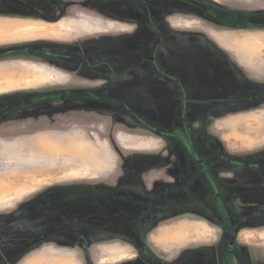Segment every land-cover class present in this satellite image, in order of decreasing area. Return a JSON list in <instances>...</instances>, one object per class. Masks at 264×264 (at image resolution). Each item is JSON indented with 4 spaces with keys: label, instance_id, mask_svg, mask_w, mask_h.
Returning <instances> with one entry per match:
<instances>
[{
    "label": "rangeland",
    "instance_id": "374dc122",
    "mask_svg": "<svg viewBox=\"0 0 264 264\" xmlns=\"http://www.w3.org/2000/svg\"><path fill=\"white\" fill-rule=\"evenodd\" d=\"M183 1L182 3L185 2ZM151 3V5H154V13H159L160 9L163 10L158 18H155L154 21L151 19V27L154 26V29L165 32L170 30L167 25V20L170 17H179L178 15L182 14L181 11H179V0H156ZM77 19L79 18L77 17ZM81 19L82 21L86 19V24L74 20H65L58 25L57 29L44 27L39 30L28 31L27 29L19 27L13 32H10V29H8V35L3 36V34H0V47L23 45L25 43L31 44L36 41L32 38L38 37L73 40L82 36H94L106 32H118L120 30L118 25L111 23L103 24L98 19L90 17ZM5 23L10 24L9 21L0 19L1 26H5ZM142 25L141 30L146 32L145 34L154 32V29H150L148 24ZM224 39L234 44H244L246 48L250 47L253 42L247 38L241 39L232 35ZM116 41L117 40L111 41L112 43H105L104 46L108 48L109 53L113 54V59H116ZM260 43L261 42H259V44ZM152 44H154V42ZM93 50L99 53V46L97 49L93 46ZM139 54L141 59L148 57V54L144 53L142 48ZM22 60L34 62L31 58H23ZM7 61L9 62L0 64L1 77L17 75V77H12L11 80L13 81L18 78L19 74L21 76L24 75V77L11 86L1 80L0 85L4 88L0 89V93L11 91L9 93L10 95L25 93L31 96V94H41L57 89H68L70 87V84H67L66 78L63 75L45 67L27 62H13L16 61L13 59ZM24 73H28V76ZM140 82H142V77L140 78ZM224 85L225 81H221L220 89H222ZM215 88L218 90V85H216ZM156 90L157 92H162L161 88H157ZM171 90L176 92L178 89L175 85H172ZM140 93L143 96H140L138 100L134 102L125 96L123 98L124 107L121 106L123 108L120 111L113 110L118 108V102L110 101L107 105H113V107L106 106L101 108L98 102H93L92 107L88 108L83 105L84 102H80L81 105H76L72 112L61 111L57 113L58 109H67L68 103L32 99L28 105L27 128H24V118L19 119L15 117L6 121L0 128L2 130L3 128L9 127L15 130L20 127L22 131L19 132V134H23L16 138L0 140V145L3 147V151H0V186L3 183H8V178L11 177L12 174L17 173L20 159H24L26 156H44L46 154L45 152H48L49 154H57V158L60 161L61 157L59 155L71 154V150L61 151L57 146L54 147V145L66 144L67 141H72L76 148L82 147L83 144L88 145V147L91 148L89 159L92 161H99L101 163L100 167L103 170H96V172H88L83 175H66L62 173V166L58 167L57 160L50 157H41L38 161L32 162L27 166L43 168L40 174L49 173L51 176H49V178H51L49 181L39 184L38 182H23V179L21 183H18V187H14L13 190L4 191L0 188V208H9L25 196L19 205H24L26 202H29L30 206L37 208L36 211L38 210L37 215L36 211L28 214L22 211L20 207L14 208L15 210L12 209V212H14L12 213V221L13 224H16V228L11 230V234H0V241H5V244H2V246L5 248L8 257L10 256L12 264H77L73 255L53 253L48 250L35 254L22 263L23 258L27 256V249L24 245L27 242V236L28 234L34 235L36 231L19 228L21 224L20 221L22 220L27 219L29 221L30 219H40L37 222L40 228L37 230H40V232L42 231L41 235L48 236V233L50 237L54 236L53 240H48L43 243L46 245L53 244L65 247L71 244H78L77 240L80 236H83L84 231L82 228H69L67 227V222L81 219L79 215H83V213L79 214V210L83 209L85 199H89L90 195H92L91 203L93 204H99V200L116 204L118 200H121L120 194H122V191L120 192L118 185L123 174L132 173V181L135 185L134 187H128L127 190L123 191V194L129 198L135 197L140 201H147V195L148 192H151V182L153 181L151 174L155 172V170L151 171V168L162 167L163 163V161L160 160L158 165L154 164L153 160L151 161V155L153 156L154 154L152 149L156 147V142L152 139H157L161 142V145H164V143H167L169 140L168 136H166L165 118L170 120V122L177 121L178 125L181 124L182 119H185V117L192 123L199 122L200 116H196L194 113L204 106L203 109L209 110L207 113L205 111L207 115L205 114L204 118L212 122L217 119L218 115L264 106V89L256 86H253L252 91L248 93L228 92L226 94L219 93L213 97L210 96L202 105L194 101L196 105L191 107L190 111H188V115L190 116H184L180 108L189 106L191 102L187 101L186 103L180 99L173 102L157 101L154 102L156 105L155 107L153 102H151V96H146L148 93H151V86L141 84ZM6 94L8 93L1 94L0 97L5 98L7 96ZM16 102L17 101H0V103H4L1 104L2 106L8 103L9 106H13ZM87 104L89 105V103ZM214 104L216 105V109L212 108ZM153 105L155 110L162 108L163 112H160V114L164 115L165 113L167 117L164 118L157 113L151 114V107H153ZM3 108V110H6L8 106H4ZM84 109H88V111ZM170 109L172 110L170 111ZM217 128L221 133H227L224 136V140L230 144L228 150L232 156L247 155L246 153L251 154L252 152H258L264 149L262 148L264 147V111L229 117L218 122ZM158 129L161 131L157 132ZM212 130L217 132L216 128ZM35 141H41L43 143L39 145L38 142ZM107 141L111 143V146L120 157V163L118 169L114 172L115 174L111 175V178H102L112 173L115 168V157L109 150ZM6 143L8 144L7 147L4 145ZM168 147H166L162 155L165 154V156H168V151L170 150ZM160 150H162V148ZM97 152L99 155H97ZM173 152V156L177 157V152ZM63 159L66 161L67 158ZM169 163L170 162H167V167L172 168L173 171H177L173 161H171V164ZM23 166L25 165L19 167ZM58 175L59 177H56ZM54 176L56 179L53 178ZM119 203L128 204L126 201H120ZM35 208H33V210H35ZM74 209L77 214V218L75 219L73 218ZM167 212L166 216L172 217V219L182 213L180 210H167ZM6 213L7 212H0V218L6 217L8 215ZM151 214H153V212H151ZM141 216H144V214L141 213ZM231 216H236L238 218L243 217L249 220V224L247 225L251 226L249 229H244V225L239 222H236L234 225L233 232L235 234L237 250L245 256L247 253L250 259L249 264H264V229H262L264 228V211L232 212ZM29 217L31 218L29 219ZM186 218L199 221L203 220L190 214H187ZM35 222L36 221H33L32 226L37 225ZM212 224L211 226L209 225L210 228H208L203 223L182 222L174 227H164L160 229L158 235L160 241L168 247L169 242L176 243V246L181 247L191 241L203 240L212 234L213 235L210 237L212 240L222 236V241L226 242L224 238L225 230L215 223L213 226ZM78 225L79 223L77 226ZM88 235L92 236V238L96 237L93 231L92 233H88ZM38 246L40 245L37 244V247ZM37 247L32 248V250ZM105 252L113 255L117 254V256L114 257L115 259L123 256L118 254L115 248H109V252L104 250V253ZM235 264H237V262Z\"/></svg>",
    "mask_w": 264,
    "mask_h": 264
},
{
    "label": "crops",
    "instance_id": "0c3cea01",
    "mask_svg": "<svg viewBox=\"0 0 264 264\" xmlns=\"http://www.w3.org/2000/svg\"><path fill=\"white\" fill-rule=\"evenodd\" d=\"M194 1L202 6L203 10L193 4H182V6H180V8L183 9L181 12L182 14L179 17L169 18L167 20V25L170 30L166 32L160 31L161 38L159 39H157V32L151 33V102L155 105L154 102L157 101L173 102L179 100L175 91L171 90V86L178 83L183 86V89L185 90V94H183L181 98H183L184 101L191 102L190 105L186 107L187 116H190L188 115V111H190L191 107L196 105L194 104V101L196 103H201L202 105L204 101H207L210 98V96L213 97L219 93H248L252 91L253 86L264 89V0ZM52 2L54 1L1 0L0 6L2 7L0 8V19L9 21L10 24L5 23L6 27L0 25V34H3V36L8 35L7 32L16 31L19 27L27 29L28 31H35L44 27L57 29L58 25L63 21L69 19L76 20L77 17H90L101 21V19L92 16L85 10H74L70 16H62L56 20H46L38 15L19 16L12 14L14 10H20L22 6L37 11L39 9L41 10L43 6H51L48 10H54L53 5L55 3ZM8 29L10 30L8 31ZM229 35L241 39L247 38L250 41H253L252 45L246 48V45L244 44H234L229 40H225L224 38H227ZM84 37L85 36L78 37L73 40L38 37L32 38L36 41L31 43V45L43 41L68 44L75 42L76 40L79 41ZM153 42L154 44H152ZM259 42L261 43L259 44ZM23 45H26V43ZM27 45L30 44L27 43ZM8 62L9 61L2 62L0 64ZM13 62H27L45 67L63 75L66 78L67 84H70L71 74L62 69L40 65L26 60H17ZM221 81H225V85L222 86V89H220ZM216 85H218V90L215 88ZM157 88H161L162 92H157ZM10 92L11 91L3 92L0 93V95L5 93L9 94ZM154 105L151 107V114H160V112H163L162 108L155 110ZM203 108L204 106L199 108V111H195L194 114L196 116H201L205 111L206 113L209 111L208 109ZM212 108L216 109V105H212ZM171 110L172 109H170V111ZM257 111H264V106L218 115L217 119L210 125L209 133L211 137L218 141L224 152L230 154L228 150L230 144L224 140V136L227 133H221L217 128V123L229 117ZM160 115L164 118L167 117L165 116V113L164 115ZM164 122H166V129L171 126L170 120H167V118H165ZM189 122L192 127L196 125V122ZM180 128V130L177 129L175 131L182 132L183 127L181 126ZM213 128H216L217 132H214L212 130ZM9 130L10 129L4 131ZM192 130L193 129H191V132ZM168 131L171 132L172 129H169ZM16 137L0 135V140H7ZM152 140L156 142V147L152 149L154 154L153 156L151 155V159L153 158L157 161L158 165L160 160L163 161V163L162 167L151 168V171L155 170V172L151 174L153 181L151 182V192H148L147 195L148 201L150 203L155 202L157 204H167L170 197H173L171 196L170 189H167V184L169 181L175 179L174 174L178 171H173L172 168L167 167L166 164L167 162H170V158L178 160L181 156L177 155V157H170V155H162L168 144L164 143V145H161V142L157 139ZM107 144L109 150L115 157V168L112 173L102 178H111V175L115 174L114 172L118 169L120 163V157L111 146V143L107 141ZM4 145L7 147L8 144L6 143ZM180 147L182 148L181 144H179V148ZM161 148L162 150H160ZM24 161L26 162L28 160L25 159ZM24 167L25 166H18L17 173L12 174V176L10 175L11 177L8 178L9 182L1 184L0 188L4 191L13 190L14 187H18V183H21L23 179V182H38L39 184L51 179L49 178V173L40 174V171L43 170V168H37L34 166ZM56 177H59V175ZM56 177L54 176L53 178L56 179ZM155 186L158 188L156 189ZM118 189L120 190V188ZM121 193L123 194V191ZM224 194L226 202L229 203L231 193L225 192ZM91 197L92 195H90L89 199L84 200L85 205H83L82 210H79V214L83 213V215H79L81 219H75L77 218V214L75 211L76 207L74 206L73 218L75 220L67 222V227L69 228L80 227L83 229L82 243L71 244L70 246L65 247L45 244L41 248L31 250L22 260V263L33 255L48 250L53 253H66L73 255L77 264H225L221 248L222 236L212 240L210 238L213 235L212 234L203 240L191 241L181 247H178L176 246V243L174 244L171 242H169V247L165 246L159 239V230L164 227H174L182 222H190L203 223L210 228L209 225L211 226V224L206 220H192L186 218V216L172 219V217L164 216V213L162 212L157 213L153 211V214H151L150 209L146 214L148 226L144 233L143 243L145 242L147 245V250L145 249L147 256H144V244L140 241L141 231L139 226L142 213L140 209L136 208L133 204H120V200H118V204H111L108 203V201L100 200L99 204H93L91 203ZM23 198H25V196ZM23 198L9 208H0V212H7L6 214L11 215L14 213L12 212V209L18 207L22 208V211H25L28 214L36 211L37 208L30 206L29 202H26L24 205H19V203L23 201ZM33 208H35V210H33ZM36 214L38 215V210L36 211ZM30 218L31 217H29V219ZM0 219L1 234H10L11 230L16 228V224L5 221L6 217ZM39 220L40 219L38 218L35 220L30 219L29 221L27 219L22 220L20 221L21 224L19 225V228H24L25 230L39 229L40 226L37 223ZM33 221H36V226H32ZM78 223L80 226H77ZM250 227L251 226L247 225L243 228L249 229ZM92 231L96 234V237L92 238V236L88 235V233H92ZM109 248L117 249L118 254L123 256L115 259L114 257L117 256V254L113 255L106 252L104 253V250L109 252ZM83 250H85V252ZM86 250H88L90 262L87 260Z\"/></svg>",
    "mask_w": 264,
    "mask_h": 264
},
{
    "label": "flooded vegetation",
    "instance_id": "af4514ba",
    "mask_svg": "<svg viewBox=\"0 0 264 264\" xmlns=\"http://www.w3.org/2000/svg\"><path fill=\"white\" fill-rule=\"evenodd\" d=\"M51 1L55 3L53 5L54 10H48L51 6H43L38 11L23 6L20 9L16 6L20 10L16 9L12 14L19 16L38 15L46 20H56L62 16H70L74 10H85L92 16L101 19L104 24L118 25L120 30L85 36L79 41L76 40L68 44L43 41L32 45L0 47V62H6L9 59L17 61L23 58H31L37 64L62 69L71 74L68 89H57L41 94H31V96L25 93H17L7 94L6 97L4 96L5 98L0 97V101H17L13 106H9V103L2 106L1 104L4 103H0V128L12 117L24 118V128H27L28 105L32 99L68 103L67 109H58L57 113L61 111L72 112L76 105H81L80 102H84L83 105L88 108L92 107L93 102H98L102 108L110 106L107 105L110 101H117L118 108L113 110L120 111L124 107L123 98L125 96L134 102L143 96L140 93L141 84L151 86V34H145L146 32L141 30V25L148 24L150 29H154V26L151 27V19L154 21L163 12L160 9L159 13H154V5H151V2L156 0ZM182 1L179 0V11L181 12L183 11L180 8L182 4H193L203 10L202 6L194 0H184V3ZM78 18L69 20L86 24V19L83 21L81 19L86 17ZM154 32H157V39L161 38L160 30L154 29ZM114 40H117L115 43L117 44L116 59H113V54L104 47L105 43H112L111 41ZM93 46L96 49L99 46V53L93 50ZM141 48L144 53L148 54L145 59L140 57ZM141 77L142 82H140ZM175 86L178 89L175 92L176 96L184 101L181 98L185 94L183 86L178 83ZM146 96L150 97L151 93ZM184 102L187 103V101ZM4 106H8V108L3 110ZM186 107L180 108L184 116L187 113ZM84 110L88 111V109ZM205 114L200 116L199 122H196L194 127L185 117L180 125L177 121L170 122L171 126L167 129H172L171 132L166 129V136L169 139L167 142L169 147H167L170 149L168 155L171 157L174 154L173 151H176L181 156L178 160L170 158L169 164L173 161L178 172L174 174L175 179L167 184V189H170L171 196H173L170 197L169 202L167 204L150 203L148 198L147 201H140L135 197L129 198L125 194H120V201L133 204L144 214V216H140V231H142L140 232V241L142 243L148 226L147 211L151 209V212H162L166 216L167 210H180L182 213L177 217L190 214L204 219L210 224L215 223L225 230L226 242L221 241L225 264H235L236 262L237 264H249L250 259L247 253L245 256L237 250L233 232L236 222L247 226L249 220L231 216V213L264 211V149L243 156H232L224 152L218 141L211 137L209 129L213 121L206 120ZM181 126L183 127L182 132H176L175 130H180ZM7 129L10 130L4 131ZM191 129H193L192 132ZM21 131L22 128L20 127L15 130L7 127L0 129V135L9 133L12 134H8L11 137L22 136L23 134H19ZM158 131L161 130L158 129ZM179 144L182 145V148H179ZM2 148L0 145V151H3ZM152 160L154 164H157V161L153 158ZM132 177V173L123 174L118 185L120 191L135 186ZM225 192L231 193L229 203L225 200ZM12 217L13 214L6 216L5 221L13 224ZM229 229L233 234L231 238L227 236ZM41 233L42 231L36 229L34 235L29 234L27 236V242L24 244L27 254L32 248L37 247V244L40 246L35 249L45 245L43 242L54 239V236L50 237L48 233V236L41 235ZM77 241L78 244L82 243L83 237L80 236ZM2 244L4 245L5 241H0V264H12L11 258L6 254ZM143 250L144 256H147L145 248ZM83 251L85 252V250Z\"/></svg>",
    "mask_w": 264,
    "mask_h": 264
},
{
    "label": "bare ground",
    "instance_id": "6f19581e",
    "mask_svg": "<svg viewBox=\"0 0 264 264\" xmlns=\"http://www.w3.org/2000/svg\"><path fill=\"white\" fill-rule=\"evenodd\" d=\"M24 74H26V73H24ZM26 76H28V73L26 74ZM12 77H17V75L11 76V77H7V76L1 77L0 76V81L3 80L6 84L11 86L13 83H16L17 81L23 79L24 75L21 76L19 74L18 78H16L15 81L11 80ZM8 85H7V87H8ZM2 88H4V87H2L0 85V89H2ZM35 142H38L39 145L43 143L41 141H35ZM56 146L61 151L62 150H71L70 152H72V153L71 154H65V155H59L61 157L60 161L57 158L58 157L57 154H54V153L49 154L48 152H45L46 154L44 156H35V155L31 156V157L26 156V157H24V159L20 160L18 165L19 166L25 165V167H26L28 164H31L32 162L38 161L41 157L42 158H49L50 157L52 159L57 160V164L59 165L58 167L62 166L61 167V170L63 171L62 173L66 174V175L67 174L83 175V174H87L88 172L93 173V172H96V170H98V171L102 170L100 167L101 163L99 161H92L91 159H89V152H90L91 148L88 147V145L83 144L82 147L76 148L75 144L72 141H69V142L67 141L66 144L54 145V147H56ZM50 152H53V151H50ZM97 155H99L98 152H97ZM63 158H67L66 161ZM25 159H27L28 161L25 162L24 161Z\"/></svg>",
    "mask_w": 264,
    "mask_h": 264
},
{
    "label": "water",
    "instance_id": "95a60500",
    "mask_svg": "<svg viewBox=\"0 0 264 264\" xmlns=\"http://www.w3.org/2000/svg\"><path fill=\"white\" fill-rule=\"evenodd\" d=\"M232 235H233V234L231 233V230L229 229V230H228V234H227L228 238H231ZM143 244H144V248L147 250V245H146V243L144 242ZM86 252H87V255H86V256H87V260L90 262V257H89L88 250H86Z\"/></svg>",
    "mask_w": 264,
    "mask_h": 264
}]
</instances>
